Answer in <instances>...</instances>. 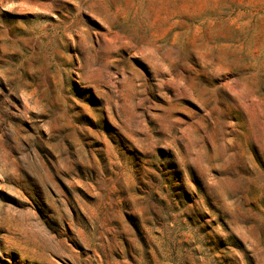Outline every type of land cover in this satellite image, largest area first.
Returning <instances> with one entry per match:
<instances>
[{"label":"rangeland","instance_id":"1","mask_svg":"<svg viewBox=\"0 0 264 264\" xmlns=\"http://www.w3.org/2000/svg\"><path fill=\"white\" fill-rule=\"evenodd\" d=\"M0 264H264V0H0Z\"/></svg>","mask_w":264,"mask_h":264}]
</instances>
